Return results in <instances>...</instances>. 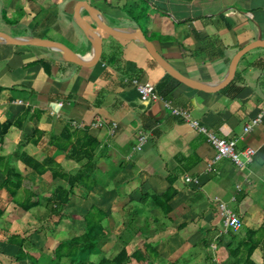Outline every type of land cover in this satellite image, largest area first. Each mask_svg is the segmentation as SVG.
<instances>
[{
  "label": "crops",
  "instance_id": "1",
  "mask_svg": "<svg viewBox=\"0 0 264 264\" xmlns=\"http://www.w3.org/2000/svg\"><path fill=\"white\" fill-rule=\"evenodd\" d=\"M77 1L0 0V34L50 38L84 54L90 44L72 17ZM87 1L112 26L140 27L177 70L203 82L220 81L237 50L259 32L264 38V0ZM136 8L146 11L138 21L130 14ZM167 74L141 42L107 33L99 58L87 65L47 47L0 44V264L97 263L122 248L124 264H230L229 247L249 241V231L258 242L250 257L264 264V117L243 133L264 111V47L241 56L232 80L216 91ZM133 80L153 84L160 98L142 99ZM165 99L208 131L235 138L238 151L254 147L252 161L212 162L206 134L172 114ZM66 127L73 142L83 133L96 140L90 161L68 158L56 145ZM139 131L148 135L141 150L134 148ZM24 155L45 165L50 159L65 175L83 171L63 210L53 211L48 196L68 181L37 173ZM10 170L8 185L18 181L16 173L21 178L13 199L4 183ZM168 177L175 193L165 211L150 194L162 193ZM33 194L41 203L24 210ZM219 201L238 214L239 229L224 226ZM86 216L96 225L92 251L73 259L67 246L54 261L59 242L85 234ZM19 249L24 257L16 259Z\"/></svg>",
  "mask_w": 264,
  "mask_h": 264
},
{
  "label": "trees",
  "instance_id": "2",
  "mask_svg": "<svg viewBox=\"0 0 264 264\" xmlns=\"http://www.w3.org/2000/svg\"><path fill=\"white\" fill-rule=\"evenodd\" d=\"M141 2H147V0H141ZM130 14L133 16V18L136 21H138V19L142 15L146 14V11L143 8H138V9L136 8L135 11H130ZM3 17L5 18V20H8L4 14H3ZM167 75L170 76L169 74ZM3 127L4 128L2 130L4 131L8 127V124H5ZM61 136L64 138V141L57 142L56 145L66 152V156L68 158H73V159L74 158L75 159L86 158L87 161H90L92 159L93 151L97 145V142L93 137L89 136L86 133H83L82 135L76 137L75 141L73 142L71 139V134L69 132L68 127L65 128V132L61 133ZM23 160L28 166L32 167L39 174L45 173L46 171L49 170L53 177L60 176V177L65 178L68 181L69 183L68 188L57 186L55 187L52 194L48 196V202L50 201V204L53 205L52 206L53 211L59 212L60 210H63V208L65 207V205L67 204L69 200V196L73 190V187L75 186L76 183H78L82 179L83 171H80V172L77 171L73 174L65 175L59 169L56 168V166H59V165L55 164L50 159L47 160L46 162L48 163L47 165H49L50 163L54 164V167H52V169L49 168L47 165H45V163H41L40 161L35 160L33 157L28 156V155H24ZM13 173H14L13 170H10L9 172H7V176L4 181L6 189L9 195L12 197V199L15 197L17 193V189L20 184L19 180H21L20 176L16 173L15 177H16V180L18 181L15 182V185H12V184L8 185V183L11 180L10 177L11 175H13ZM167 180L169 182V186L162 193L150 194V198L154 202V204L159 205L165 211L169 210L168 201L175 193V189L172 186L174 177H168ZM34 196L36 197V200L30 201V198H27L26 203L21 204V207L24 210H28L31 207H34L41 203L39 196L36 194ZM84 219H86V223H87V231L85 232V234L81 236H76L67 241L59 242V244L57 245L55 249V254L53 257L54 261L61 259L63 255L68 253L66 251H63V248H68L67 246H69V250H70L69 255L73 259H74L75 254L78 251L80 254H84V253L89 254L92 251L95 245L96 235H95V232L93 231L95 230L94 228L96 227V225L94 224V222H92V220H89L87 216L84 217ZM253 234H254L253 231H249L248 236H247V238H249V241L246 242L241 239V242L238 246L229 247L230 264H255L250 257L256 245L258 244V242L253 239ZM20 249H21V246H20ZM20 249H19V254L15 256L16 259H19L20 257H24L23 253L20 252L22 251ZM138 254H139L138 251H135L133 255L135 257H138ZM28 258L31 261L34 260L31 257H28ZM127 258H128V255L126 251L122 248L113 259H108L106 257H103L97 263L91 262L88 264H111V263L124 264Z\"/></svg>",
  "mask_w": 264,
  "mask_h": 264
},
{
  "label": "water",
  "instance_id": "3",
  "mask_svg": "<svg viewBox=\"0 0 264 264\" xmlns=\"http://www.w3.org/2000/svg\"><path fill=\"white\" fill-rule=\"evenodd\" d=\"M82 10L87 11L89 19L82 15ZM72 17L90 44L88 52L84 54L72 51L62 42L50 38L38 37L35 35L7 36L0 34V44L36 45L47 47L57 51L61 58L65 61L87 65L93 63L99 58L103 42V33H107L118 38L133 39L141 42L153 60L170 76L188 85L189 87L203 91H216L225 87L232 80L237 63L241 56L253 48L264 47V38L261 37V33L259 32L253 41L241 47L233 55L228 65L227 71L220 81L215 83L203 82L190 78L177 70L157 51L153 43L145 36L140 27H120L108 24L104 20L101 11L96 6L90 4L87 0H78L75 3Z\"/></svg>",
  "mask_w": 264,
  "mask_h": 264
},
{
  "label": "built area",
  "instance_id": "4",
  "mask_svg": "<svg viewBox=\"0 0 264 264\" xmlns=\"http://www.w3.org/2000/svg\"><path fill=\"white\" fill-rule=\"evenodd\" d=\"M133 83L142 99L157 100L160 96L157 94L155 86L149 82H139L133 80ZM163 104L168 108L172 114L179 116L182 120L188 122L196 130L201 131L206 134L207 140L211 143L214 148V155L212 162L220 160L223 157L231 159L237 166H244L245 164L252 161L253 156L256 154L257 150L252 146H246L242 150L236 149V139L235 138H224L216 134L215 132L208 131L198 119H195L191 114L180 107L173 106L169 100H163ZM264 117V111H260L256 116L247 121L243 126V133L251 131L255 126H257ZM95 124L99 125L101 122L98 120ZM110 132L113 134L115 132L116 123L113 122ZM148 135L139 131L136 137V143L134 148L141 150L143 145L147 141ZM210 165V164H209ZM187 182H196L197 179L185 177ZM217 207L220 215L223 218V224L226 228L237 230L241 227L242 222L238 214L229 208L225 202L219 201Z\"/></svg>",
  "mask_w": 264,
  "mask_h": 264
},
{
  "label": "rangeland",
  "instance_id": "5",
  "mask_svg": "<svg viewBox=\"0 0 264 264\" xmlns=\"http://www.w3.org/2000/svg\"><path fill=\"white\" fill-rule=\"evenodd\" d=\"M110 21V20H109ZM55 37H57L56 35H54ZM70 45V44H69ZM67 46V45H66ZM67 47H69L70 48V46H67ZM71 49V48H70Z\"/></svg>",
  "mask_w": 264,
  "mask_h": 264
}]
</instances>
